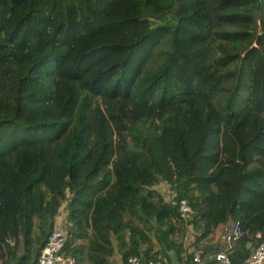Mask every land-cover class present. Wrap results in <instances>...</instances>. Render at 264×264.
Instances as JSON below:
<instances>
[{"label":"trees","instance_id":"obj_1","mask_svg":"<svg viewBox=\"0 0 264 264\" xmlns=\"http://www.w3.org/2000/svg\"><path fill=\"white\" fill-rule=\"evenodd\" d=\"M180 199L200 257L264 241V0H0V264L63 208L73 264H195Z\"/></svg>","mask_w":264,"mask_h":264},{"label":"built area","instance_id":"obj_2","mask_svg":"<svg viewBox=\"0 0 264 264\" xmlns=\"http://www.w3.org/2000/svg\"><path fill=\"white\" fill-rule=\"evenodd\" d=\"M179 216L184 221L186 227V235H191V224L189 220L192 216V209L185 199H180L176 202ZM240 236V227L237 221L227 220L222 223L219 232V247L216 252L212 254V258L219 264H233L232 256L236 247L237 240ZM9 245H12L13 240L7 239ZM65 242V229L54 223L50 229L47 239L35 261V264H73L72 257L65 256L62 248ZM200 261L199 251L192 250V263ZM162 261L157 259L143 260L136 255H129L126 257L125 264H161ZM240 264H264V241L254 244L248 256L241 260Z\"/></svg>","mask_w":264,"mask_h":264},{"label":"crops","instance_id":"obj_3","mask_svg":"<svg viewBox=\"0 0 264 264\" xmlns=\"http://www.w3.org/2000/svg\"><path fill=\"white\" fill-rule=\"evenodd\" d=\"M155 188L157 189V191L160 192V194L165 199H167L169 197V195H170L169 190L167 189V187L164 184L159 183V185H157ZM54 223L61 225L63 228L65 226H67L66 221H65V210H64V208L61 209V211H59V214L55 217ZM221 225H218L214 229L213 237L211 240H209V241L206 240V241L201 242L199 244L205 245L206 247L213 245V246L218 248L219 247V232L221 229ZM190 230H191V235L185 234L182 238V248H183V251L181 252L182 261H184V259L186 258V254H188L192 257V250L196 249L197 251H199L194 244V234L195 233H194L192 228ZM78 243H80V242H78ZM154 249H157V245L154 246ZM212 253H213V250L207 251L204 254L202 253L201 257H200V253H199L200 261L198 263H195V264H218L217 262L212 263V260H213L212 259ZM167 254L169 256V263L170 264H173L172 260H171L172 256L176 258L177 264H180V261L178 260V256L173 250H168ZM108 261L110 264H124L119 253L116 251V249H114L112 254L109 256ZM163 261L165 262V259H163ZM81 264H86V262H82ZM182 264H186V262L182 263Z\"/></svg>","mask_w":264,"mask_h":264},{"label":"water","instance_id":"obj_4","mask_svg":"<svg viewBox=\"0 0 264 264\" xmlns=\"http://www.w3.org/2000/svg\"><path fill=\"white\" fill-rule=\"evenodd\" d=\"M50 227H51V222H48V223L46 224V226H45V229H44V232H45L46 235H48V233H49V231H50ZM69 229L72 230L73 227L70 226ZM257 236H258V235H257ZM246 246H247V248H249V247L251 246V243H247ZM232 258H233V261H234L235 264H240L241 260L239 259V257H238L237 255H234ZM171 260H172V263H173V264H177V260H176L175 257L172 256V257H171Z\"/></svg>","mask_w":264,"mask_h":264}]
</instances>
